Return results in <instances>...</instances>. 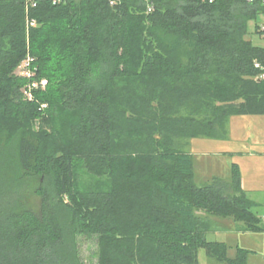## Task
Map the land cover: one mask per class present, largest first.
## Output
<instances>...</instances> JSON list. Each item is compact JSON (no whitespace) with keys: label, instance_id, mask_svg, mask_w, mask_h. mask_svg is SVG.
Segmentation results:
<instances>
[{"label":"trees","instance_id":"16d2710c","mask_svg":"<svg viewBox=\"0 0 264 264\" xmlns=\"http://www.w3.org/2000/svg\"><path fill=\"white\" fill-rule=\"evenodd\" d=\"M260 17L247 0H0V264H83L79 238L96 264H246L205 238L209 218L264 231L239 166L199 186L187 147L264 117ZM27 54L47 80L32 102Z\"/></svg>","mask_w":264,"mask_h":264},{"label":"rangeland","instance_id":"374dc122","mask_svg":"<svg viewBox=\"0 0 264 264\" xmlns=\"http://www.w3.org/2000/svg\"><path fill=\"white\" fill-rule=\"evenodd\" d=\"M263 24L264 17L259 21V25ZM248 39L254 46L264 48V36L254 32V22L248 23ZM36 80L47 82L45 78ZM228 128L230 137L225 140L201 138L189 141L187 152L193 160L195 183L200 186L210 182L211 177L228 178L232 164H237L244 186L250 187L248 197L260 203L255 209L259 215L264 212V117H234ZM213 219L215 229L225 227L223 219ZM205 238L211 242H224L230 258L235 257L236 246H239L248 249L246 264H264V232L224 235L211 231ZM78 247L83 264H96L97 248L93 239L79 238ZM198 263L220 264L208 259L201 249L198 251Z\"/></svg>","mask_w":264,"mask_h":264},{"label":"built area","instance_id":"2783aa9c","mask_svg":"<svg viewBox=\"0 0 264 264\" xmlns=\"http://www.w3.org/2000/svg\"><path fill=\"white\" fill-rule=\"evenodd\" d=\"M21 1H23L26 5L34 6L38 0ZM209 1L211 2L212 0ZM256 1L264 5V0H247V2L249 3H254ZM148 11H150V9H148ZM30 25H33V22H31ZM259 31L262 32L264 36V24L260 26ZM34 61V58L27 54L25 59L17 66L14 71L15 76L27 80V83L21 88L20 92L22 98L28 102H32L34 100L35 91L40 90L41 88V90H44L45 86L47 85V82L45 80L37 82L35 78L37 68L33 66ZM255 67H259V65L256 64ZM261 78H264V74H262ZM45 107V105H41V109H44ZM261 219L262 221H264V216H262Z\"/></svg>","mask_w":264,"mask_h":264},{"label":"crops","instance_id":"0c3cea01","mask_svg":"<svg viewBox=\"0 0 264 264\" xmlns=\"http://www.w3.org/2000/svg\"><path fill=\"white\" fill-rule=\"evenodd\" d=\"M263 36V35H262ZM230 135V132H229V134H228V136ZM230 137V136H229ZM228 155H230V153H227ZM231 157V156H230ZM194 177H195V171H194ZM213 178H217V179H220V178H218V177H211V180H210V182L213 180ZM229 179H230V177H228V178H225V179H222V180H224V181H229ZM210 182H207V183H210ZM206 183V184H207ZM204 185V184H203ZM250 187L249 186H244V184H243V182H242V178H241V189H242V191L246 194V197L250 200V201H252L254 204H255V207H254V209H252V212H254V214L255 215H257L259 218H261L262 216H264V212L263 213H261V214H257L256 212H255V209L260 205V203H258L257 201H255V200H252V199H250L248 196H249V193H250V189H249ZM212 219V220H211ZM210 220H211V222L214 224V219L213 218H211ZM224 225H225V227L223 226H220L218 229H215V227L214 226H212V229H213V232H215V231H218V232H221V233H224V235H227V234H229V235H232V234H243V235H247V234H250L251 232H244V231H242V228H241V225H238V224H236V223H234L233 221H231V220H229V219H224ZM261 222L264 224V221H262V219H261ZM215 230V231H214ZM264 232V231H263ZM263 232H261V233H263ZM255 234H258V233H255ZM219 243H224V242H219ZM225 244V243H224ZM226 245V244H225ZM237 248H241V249H243V250H246V251H248V249H246V248H242V247H239V246H236Z\"/></svg>","mask_w":264,"mask_h":264}]
</instances>
